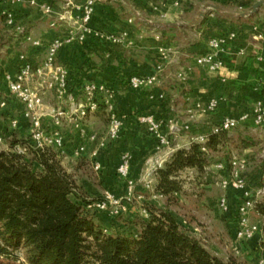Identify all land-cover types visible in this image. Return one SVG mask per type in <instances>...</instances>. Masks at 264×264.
<instances>
[{"label": "crops", "instance_id": "obj_1", "mask_svg": "<svg viewBox=\"0 0 264 264\" xmlns=\"http://www.w3.org/2000/svg\"><path fill=\"white\" fill-rule=\"evenodd\" d=\"M32 1H36L37 4L31 5ZM258 1H97L91 22L92 33L82 43L76 40L64 46L58 53L57 61L64 66L68 81L76 90L78 86L87 83L104 85L112 97L115 112L122 121L121 137L115 142H110V146L97 157L103 176L108 178L112 175L118 176L117 170L122 157L129 154L130 179L139 181L143 177L146 160L160 147L157 136L141 122L143 117L148 116L153 117L161 125V134H168L170 125L176 126V133L170 136L171 147L176 150L188 148L195 137L209 136L225 119L239 120L241 122L234 135L242 139V144L239 139L234 146H238L239 152L249 161H256L254 157L258 156L259 162L263 163L264 127L259 128L255 124L256 103L244 99L229 85L231 82L253 85L264 83V41H257L252 32L254 26H258L264 32V4L256 15L241 16L247 14ZM84 3L85 0H0V96L1 90L4 89L3 76L15 72L20 55H26L32 63L40 64L46 59L48 48L54 40L66 39L72 32L79 35L76 23L79 21L80 8ZM43 5L49 6L51 13L47 14ZM205 7H207L205 18L200 24L195 27L179 26L197 21ZM210 7H217L218 10ZM230 8L239 12L231 13L228 10ZM6 12L15 15L23 33H17L6 25L4 17ZM62 17L64 19H61ZM189 31L197 33L198 43L189 40L186 35ZM124 33L127 37L122 43L105 38L122 37ZM230 33H235L236 39L225 50L223 56L225 68L209 71L195 64V58L206 50L209 39ZM28 36L40 41L41 46H32L26 41ZM160 47L170 52V59L165 64L159 55ZM242 50L246 52L245 56L240 54ZM160 66L162 70L159 72ZM185 67H191L192 72L187 81L180 82L175 76ZM154 75L158 76L155 84L140 89L130 87L132 77L149 78ZM211 100L219 101L217 110L204 111ZM46 101L48 105V101H55V98L49 95ZM103 107L109 119V114L105 106ZM20 108L18 106V109ZM2 122L0 120L1 131H3L1 125H5V122ZM19 132L21 138L30 133V126L25 119L20 122ZM93 146L94 144L90 145L88 150H93ZM229 146L231 149L225 148L221 155H209L211 165L205 176L206 185H202L205 192H212L218 188L220 195L224 194L220 188V181L228 178L229 173L227 170H218L215 165L226 162V156H230L229 152L234 153L232 146ZM249 168L250 163L248 170ZM248 170L244 177L248 176ZM258 170L260 171L257 174L256 171L253 173L256 180L260 181L264 172L260 168ZM117 188V194L126 195L127 188L124 183H120ZM141 189L144 188L140 186L137 189V195L141 196V200L134 201L140 204V209L131 208L127 203L125 209L129 208L130 216L142 214L141 218H147L148 215L142 207L146 203L156 205L153 199L163 197H148L147 193L141 195L138 193ZM227 195L232 211H236L241 202V192L230 189ZM219 214L222 215V219L218 221L214 217V220L208 221L209 227L203 230H208L206 234L210 238L215 237V240L226 238L221 237L217 233L218 229L212 226L217 220L218 225H225L234 236L235 218L231 214L221 212ZM104 216L107 217L100 215L101 222L108 227V223L112 222H105ZM260 225L263 227V217ZM261 229L254 239L247 241L243 246L237 245L233 237H230L228 241H224L226 242L224 248L236 255L243 254L249 257L251 250L257 247L263 238V228ZM215 251L224 252L219 248ZM245 259L249 260V263L253 261V258Z\"/></svg>", "mask_w": 264, "mask_h": 264}, {"label": "trees", "instance_id": "obj_2", "mask_svg": "<svg viewBox=\"0 0 264 264\" xmlns=\"http://www.w3.org/2000/svg\"><path fill=\"white\" fill-rule=\"evenodd\" d=\"M229 85L244 99L264 101L262 85ZM3 132L10 147L0 148V259L18 260L16 253L21 251L27 264H242L234 256L223 260L212 254L172 213L153 203L144 205L147 218L131 220L134 229L129 232L107 227L100 215L111 221L117 217L92 207L103 197H91L53 149L37 150L31 145L26 155L18 154L15 147L29 143L28 138ZM239 139L221 131L211 133L205 144L176 150L157 173L155 193L169 202L178 200L184 190L183 173L191 170L205 177L209 155H221ZM101 140L97 137L94 149ZM255 176L251 173L246 182ZM256 212L264 217V203L256 205ZM258 250L264 251V227Z\"/></svg>", "mask_w": 264, "mask_h": 264}, {"label": "built area", "instance_id": "obj_3", "mask_svg": "<svg viewBox=\"0 0 264 264\" xmlns=\"http://www.w3.org/2000/svg\"><path fill=\"white\" fill-rule=\"evenodd\" d=\"M97 1L85 0L84 5L80 8L81 15L76 23L79 35L72 32L66 39L54 40L48 48L46 59L40 64H34L26 55H20L15 72L4 74L3 88L6 96L0 97V120L9 125L11 131L19 130L22 119H25L30 126L29 143L17 145L14 150L18 154L26 155L31 145L37 150L53 149L58 154L59 159H65L68 156L77 158L88 153L94 161V169L100 171L101 167L97 162V157L101 151L107 148L108 144L101 140L95 149L89 151L88 147L97 142V135L90 131L87 124L88 118L98 113L102 105L105 106L109 114L108 142H115L121 137L123 124L115 112L112 97L109 96L107 88L102 84L87 83L80 89L71 90L67 72L64 66L57 61L58 53L64 46L72 44L76 40L82 43L92 33L91 22ZM36 4V1L31 2V5ZM42 7L47 14L51 13L49 6L43 5ZM4 17L9 28L14 29L17 33H23L22 27L17 24L16 17L12 12L4 13ZM252 32L257 41H264V32L258 26H254ZM126 37L127 34L124 33L122 37L110 36L105 38L115 43H122ZM235 39V33L209 39L206 51L195 58V64L209 71H219L225 68L226 63L223 57L225 50ZM26 41L34 47L41 46L40 41H36L30 36L26 37ZM240 54L245 56L246 52L242 50ZM159 55L164 64L170 59V52L164 47L159 48ZM260 60L262 59L260 58ZM161 70L160 66L159 72ZM191 72V67H185L176 74L175 78L180 82H185ZM157 81V75L149 78L135 76L130 79V87L140 89L147 85H153ZM49 95L55 98L56 106L49 107L46 104ZM218 105V100H211L204 111L213 112L217 110ZM18 106L21 108L18 109ZM254 121L257 127H264V101L262 100L255 104ZM141 122L146 124L149 131L157 136L160 147L146 160L144 175L139 181L130 179V155L125 154L122 157L117 174L127 184L125 197L119 199L111 192H106L103 199L95 202L92 206L97 211L106 213L113 218L125 209L126 203L130 204L136 200H141V196L137 195V189L140 186L153 193L154 198L162 197L155 193L157 173L164 168L176 151L174 147H171L170 139V136L177 131L175 125L169 126L168 134H161V125L153 117H143ZM240 122L235 119H225L212 133L232 132L238 128ZM48 125L50 126L48 127ZM64 125H73L80 139L73 155H69L66 147L67 141L63 133ZM207 140L208 136H199L195 137L192 143L205 144ZM5 141L6 137L0 133V145ZM248 165L247 157L237 155L231 156L226 162L215 165L218 170H227L229 173L228 178L220 181V188L224 194L217 199V207L221 213L234 216V239L239 245L254 239L264 227V217L263 227L251 222L250 217L252 213L256 212V205L264 199V187L260 186L253 189L246 182L244 173L247 171ZM262 165L264 168V159ZM230 189L241 192V202L236 211H232L229 203L227 192ZM257 264H264L263 250H260Z\"/></svg>", "mask_w": 264, "mask_h": 264}, {"label": "rangeland", "instance_id": "obj_4", "mask_svg": "<svg viewBox=\"0 0 264 264\" xmlns=\"http://www.w3.org/2000/svg\"><path fill=\"white\" fill-rule=\"evenodd\" d=\"M252 9L253 8H250L247 13L251 12ZM228 10L234 14H237L239 12L234 8H230ZM186 35L189 37V40L192 43L194 42L198 43L199 37L197 36V33H195L194 31H189ZM1 92L2 93L0 97H5L6 94L4 89H2ZM48 103L50 107L56 106L55 101H51V102L48 101ZM2 123H4V121ZM87 125L92 133L96 134L97 137H100L108 144V146H110L108 142L109 120L107 114H105V112L102 111V109L98 113L91 115L88 118ZM49 126L50 125H48V127ZM1 129H3V131H5V133H7L8 135L15 134V137H17L18 139H27L30 135L29 133L28 135L21 138L20 137L21 133L19 132V130L11 131L9 125H7L6 123L5 125H1ZM3 131L1 132L0 130V133H4ZM63 133L67 141L66 147L68 149V153L69 155H73V151L75 150V147L79 144V140H80L77 135V132L75 131L73 125H64ZM234 134H235V130L232 131V135ZM234 137H236V135H234ZM9 141L10 140L6 139V141L0 145V148L4 150H9L10 147ZM237 147L236 146L232 147L234 153H230V155L235 154L237 156H243L242 153L239 152L238 150L239 148ZM254 158H256L257 162L248 160V163H250V168H249L250 170L247 169L248 176L255 171H260L258 170L259 168L262 171H264L263 165L258 160V156H255ZM60 161L63 167L66 169V171L74 175L77 183L79 185L84 186L87 189L91 197H98V198L103 197V195H105L106 192H111L114 196H116L119 199H123L125 197V195L117 194L116 190L118 189L117 186L120 185V183H124L125 187H127L126 182L123 179H121L119 176L115 175L114 177L112 175V177L108 178L106 176H103L102 171H96L94 169V161L90 158L88 153L79 156L77 158L68 156L65 159H60ZM257 165L258 167H255ZM261 177L262 178L260 181L256 180V177L254 179H251L250 181L248 180L247 181L249 185L252 186L253 189H256L257 187L260 186L264 187V174ZM182 180L184 181V185H183L184 190L183 193L180 195V198H178V200H172L171 202L167 201L165 198L153 199V201H155L154 203H156V206L160 209L164 208L163 210L172 213L180 222V224H182L185 227V229L189 231L190 235L200 240L212 254L220 257L223 260H227L229 257L234 256L242 264H257L258 258L260 256V250H258V246L255 247L253 250H251L249 257L243 256V254L242 256L236 255L234 252H231L226 248H224L225 246L224 243H226L224 241H228L230 237H233V240L235 241L233 234H231L233 232H230V230H228V228L225 225L223 224L218 225L217 220L216 223L214 222V225L212 224V226L215 229H218L217 233H219L221 237L222 236L226 237L224 239L222 238L223 240L222 239L215 240L216 238L212 236L210 238L208 234H206L208 230L206 231L203 230V228L209 227L207 223H209L208 221L211 219L214 220V217H216L218 221L222 219L221 218L222 215L219 214L220 211L217 207V199L221 196L218 188H215L212 192H205L202 188V185H206L205 177H199L195 171H191V170H188L185 173H183ZM217 182L218 181H216V183ZM138 193L141 195H145L147 193L149 194L148 197H154V195L151 192L145 189H141ZM261 203H264V199L261 201ZM129 205H131L130 206L131 208L134 207L136 209L138 208L140 209L141 207L138 202L130 203ZM128 209L126 208L121 210V213L117 216V218L115 219L113 218L114 220L112 221L111 218L104 216L105 218H107V219L104 218L105 222H109V221L112 222L111 224L108 223V227L122 231L124 229H127L128 232L129 230L134 229V227L131 225V220L135 219L136 216L135 217L130 216L128 214L129 213ZM142 210L146 212L144 206L142 207ZM216 210L218 211L216 212ZM141 215L142 214H139V217ZM250 218H251V222L254 224L260 225L262 221V216L257 212L252 213ZM246 243L247 242L242 243V246ZM216 248L224 250V252L223 251L217 252L215 251ZM16 255L18 257V260L13 261L9 259L8 260L0 259V264H27L24 254L21 251H18ZM245 258H253V261L249 263L248 262L249 260H246Z\"/></svg>", "mask_w": 264, "mask_h": 264}, {"label": "water", "instance_id": "obj_5", "mask_svg": "<svg viewBox=\"0 0 264 264\" xmlns=\"http://www.w3.org/2000/svg\"><path fill=\"white\" fill-rule=\"evenodd\" d=\"M127 2V1H126ZM264 4V0H259L254 6H253V9L251 12L247 13V14H243L241 15L242 17H252L254 15H256L260 8L263 6ZM210 8H213V9H216L218 10L217 7H210ZM207 10V7H205L201 12H200V15H199V19L193 23H186V24H182V25H179L181 27H195L197 26L198 24H200L204 18H205V12Z\"/></svg>", "mask_w": 264, "mask_h": 264}]
</instances>
